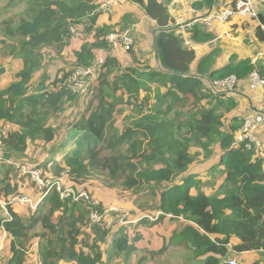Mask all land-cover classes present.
Segmentation results:
<instances>
[{
  "label": "trees",
  "instance_id": "16d2710c",
  "mask_svg": "<svg viewBox=\"0 0 264 264\" xmlns=\"http://www.w3.org/2000/svg\"><path fill=\"white\" fill-rule=\"evenodd\" d=\"M99 6V0H28L16 22L13 17L3 22V46L22 59L23 67L0 89V123L12 127L0 135V199L18 194L22 186H35L34 170L45 179L67 171L70 185L89 192L87 184L95 179L105 188L135 194L154 183L152 190L161 188L160 209L189 223L159 250L140 249L139 228L159 221L141 216L111 232L91 223L84 202L62 199L51 190L28 215L12 211L11 218H1L13 236L7 264H30L28 252L35 239L42 264H111V259L131 264L135 256L138 264H226L236 257L229 251L264 252L263 158L256 149L235 142L237 124L227 129L223 119L235 106L233 100L210 91L192 74L195 51L176 35L174 18L162 1L145 4L158 25L155 46L167 70L160 72L162 77L135 65L123 67L116 57H108L83 101H76L77 94L67 84L73 70L61 67L53 79L44 78L49 62L64 58L74 38L70 26L87 23L85 30L95 28ZM195 32L200 40L211 37L197 36L202 34L199 28ZM108 33L96 28L94 41H85L75 52L77 63L94 64V49L111 47ZM236 60L233 56L229 64L212 71L213 79L235 75L241 80L254 70L249 58ZM3 71L0 68V74ZM156 82L167 90L154 95L151 84ZM74 109L72 118L58 128L61 114ZM38 141L47 146L48 156L22 171L31 145ZM217 143L223 150L218 168L224 179L211 195H193L195 177L184 179L181 174L202 153L209 157ZM233 237L241 243L229 246ZM172 249L187 254L172 262L167 259Z\"/></svg>",
  "mask_w": 264,
  "mask_h": 264
},
{
  "label": "crops",
  "instance_id": "0c3cea01",
  "mask_svg": "<svg viewBox=\"0 0 264 264\" xmlns=\"http://www.w3.org/2000/svg\"><path fill=\"white\" fill-rule=\"evenodd\" d=\"M3 1L4 0H2L1 3H3ZM160 1L167 5L170 14L174 18V23L172 24V26L173 28H175L176 23L179 21H186L194 18H204L210 13L214 12L216 9L227 6L233 3L235 0ZM224 1H226V5L221 6ZM146 3L147 0H142V2L136 0H128L113 9L112 11L101 12L96 21L95 28L87 29L85 36L87 35V41L92 42L95 39L96 28L105 29L107 33L109 31H120L128 27L133 28L132 35L135 39V44L130 50H126L123 47L113 48L112 46L108 49L96 48L94 49L95 59L99 57L107 59L108 57L114 56L119 60L123 67L135 65L141 67L142 70H146L147 72L157 73L155 77L160 78L162 77V74L160 72H166L167 70L163 67L155 46L156 36L158 34V25L157 22L147 14L145 9ZM258 9L260 16L264 15V12L260 5H258ZM261 19L264 20V17H262ZM260 23L263 24L264 21H261ZM260 23L255 21L254 19L247 17H234L229 22L223 24L214 23L212 25H206L204 22H201L200 24L195 25L193 30L189 31L186 34V36L191 39V45L186 46L184 43L185 47L193 49L196 54V58L191 66L192 74L200 76L203 79L206 87L208 88L209 79H213V77L211 76L212 71L218 68H222L223 66L229 64L231 58L235 56L237 57L236 61L249 58L251 63L254 65V68L258 69L260 73L264 75V40H261L259 38V35L264 37V32L261 29ZM258 26H260V28ZM197 28H199L202 33L196 34L197 36L209 34L211 37L206 40H200L199 38H195V31ZM148 36H150V39H146L148 38ZM79 40L80 38H73L71 44L74 41L76 42ZM138 41H142L141 48L139 49H137ZM2 49L6 50V47L3 46ZM79 49H76V51ZM65 53L67 54V50ZM8 58H10V56L6 57V59ZM0 68L4 69V71L0 74L1 79V77L5 76L9 71L8 68L4 65H0ZM21 68L14 72L13 79L10 80L7 85L14 81L15 74ZM98 75L99 72L96 71L91 76L90 79L94 80L93 83L97 79ZM93 83H91V85ZM151 87L154 91V95L157 91L165 92L167 90V86L161 84L160 82L151 84ZM227 98L233 100L235 104V106L232 107L230 110L224 112L223 119L225 121L227 129H229L231 125L236 123L237 132L246 117L252 116L258 112L264 114V87L252 89L248 81V76L245 79H241L239 81L237 90ZM255 134L257 140L261 144L258 150L261 152L260 155L263 158L264 171V123H262L258 127ZM192 151H199V149L194 148L192 149ZM222 152L223 150L221 148V144L217 143L214 146L213 153L209 157H204V153H202V155H199L198 158L193 162L189 170L181 174L180 178L184 179L189 175H193L195 177L197 185L196 188L192 190L193 195H196L198 192H203L206 195H211L219 187L220 183L224 179V175H222L219 171L220 167L218 168ZM26 168H28V166H24L22 170L25 171ZM31 179L32 182L35 184L33 178ZM92 184V182L87 184V187L90 191ZM28 189L32 188L22 186L18 193L29 194L35 198L38 196V194L35 195L33 193L27 192ZM97 198L99 199V197ZM136 200H139V195H136L134 197V204L139 207L140 205L135 203ZM0 201L4 200L0 199ZM114 206L124 210H128L126 207L118 205ZM19 209L23 211H30L29 207L26 205H14L9 210L10 212H17L16 210ZM3 217H5V214L0 206V220ZM188 223L189 222L174 218L163 219L149 228L146 226L140 227L139 230L143 235V239L140 242L142 244L143 242L149 241V237H158V234H162V232H160L159 230H165V227L168 228L166 226L167 224H172V228H168V230H170L167 231L168 236L166 235V233L162 234V236H159L161 239L160 245H157L156 247L141 248L139 244L140 249H149L156 251L159 250L165 243L167 244L169 242L174 232L181 231L185 227V224ZM178 224H182V229H177ZM160 226L161 228H158ZM145 232H147V234ZM12 241L13 236L9 232H7L3 224L0 223V252L2 255L0 258V264H7V261L11 257L10 247ZM230 242L232 243V246H236L241 243V239H239L238 237H233ZM31 243L34 247L32 248V251L29 250L28 252V263L42 264L38 253L37 239H35ZM229 252L240 260L246 257L247 254L260 253V251L256 250L244 251L241 253L235 251ZM261 253L264 254V252ZM5 258L6 261L2 262ZM145 263L154 264L153 261H147ZM61 264L66 263L62 262Z\"/></svg>",
  "mask_w": 264,
  "mask_h": 264
},
{
  "label": "built area",
  "instance_id": "2783aa9c",
  "mask_svg": "<svg viewBox=\"0 0 264 264\" xmlns=\"http://www.w3.org/2000/svg\"><path fill=\"white\" fill-rule=\"evenodd\" d=\"M128 0H99V10L101 12L112 11L122 3ZM258 5L262 7L264 12V0H235L233 3L220 7L214 12L210 13L204 18H194L186 21H179L175 25V33L181 36L186 46L191 45V39L186 34L193 30L195 25L204 22L206 25L223 24L229 22L234 17H250L260 23ZM87 23L83 25H71L70 32L74 38L85 37V27ZM261 29L264 32V24L260 23ZM133 28L128 27L120 31H113L106 35V40L113 48L123 47L126 50H130L134 44L135 39L132 35ZM105 59L103 57L96 58L94 64L88 67H78L75 69L69 79L67 80L68 86L74 93H82L88 86V78H90L96 71H100ZM248 81L252 89H258L264 87V75L260 73L258 69L252 70L248 75ZM208 89L214 93L224 94L226 97L230 96L237 90L239 79L235 75L225 77L223 79H209ZM264 123V114L256 113L252 116L246 117L240 129L235 133L234 139L236 143H245L247 148H254L260 154L258 150L261 146L260 142L256 138V130ZM34 179L37 182L38 189L44 196V193H48L51 190H55L62 199H72L74 201H82L89 210V218L92 224H100L106 230L116 232L119 227L129 225L128 219L129 211L121 209L119 207H103V203L100 199L95 197L91 192L84 188H79L76 185L71 184L68 186L66 181L68 180L67 171H63L57 179H45L41 177L39 171L33 173ZM40 200H36L32 197L25 195H18L11 199L10 203H16L19 205H27L32 209H37ZM3 206L5 205L2 202ZM102 207V209H101ZM104 208V209H103ZM115 213V215L111 213ZM147 219L149 222H157L163 219H179L189 222L183 216H175L171 212L158 209L156 211L147 212L140 215ZM133 222V221H131ZM232 246V243H228ZM226 264H242L237 257H231L226 260Z\"/></svg>",
  "mask_w": 264,
  "mask_h": 264
},
{
  "label": "rangeland",
  "instance_id": "374dc122",
  "mask_svg": "<svg viewBox=\"0 0 264 264\" xmlns=\"http://www.w3.org/2000/svg\"><path fill=\"white\" fill-rule=\"evenodd\" d=\"M226 1H224L221 6L226 5L225 4ZM1 2H2V0H0V65H4L5 67H7L9 72L5 76L1 77L0 89L5 87L8 84V82L13 79L14 72L16 70H18L19 68H21L22 63H23L22 60L18 56L11 53V50L8 51L5 49L4 50L2 49L4 41L7 39L5 36V33H4V27L5 26H3V22L6 19L7 20L11 19L12 17L14 18V21L16 22L18 20V18L20 17V15L24 14V12L26 11V9L28 7V0H4L3 3H1ZM247 18H250V17H247ZM87 34H88V32H87ZM146 39H150V36H148V38H146ZM85 41H87V35L84 38H80L79 41H76V42L74 41L68 47L67 54H65L64 58L49 62V66L43 72L44 78L47 81L50 79H53L61 67L65 68V69H69V70L71 69L74 71L78 67L91 66L92 64L87 65V66H83L81 64H78L76 59H75L76 49H79L80 46ZM141 42L142 41H138L137 49L141 48ZM8 56H10V58H8L9 60L6 59V57H8ZM90 78H88L87 89L85 88V90L82 93H75V94H77L76 96L78 99L76 101H79V99L81 101H83L87 98V95L89 92V87H90L91 83H93V81H94ZM239 81H240V79H239ZM80 108H76L78 110L74 109L73 112H71V113H69L66 110L67 112L61 114V116L58 119V126L57 127L61 128V126L63 125L62 122L71 119L75 110L77 111V113H79L81 111ZM11 128L12 127L10 125H8L4 121H2L0 123V135H1V133H6ZM42 143H43V141H38L35 145H31V149L28 152V155L26 158L27 166H28V164H31V166H33L34 164L41 162L44 159H46V157L48 156L47 146L43 147ZM1 160H4L3 157H2V159H0V162H1ZM92 183L93 184L91 185L92 186L91 191L94 193L93 195L94 196L96 195L97 197H99V199H101L103 205L105 204L104 206L110 205V206H106V207H111L114 205H118V206L126 207L129 210L128 219H129L130 223H132L131 221L136 222L138 217L140 215H142L141 213L145 214L147 212H151V211H154V210L160 208L157 196L160 194L161 188H158L156 190H152V188H156L154 183L152 184L151 188H148V186L147 187L144 186L141 189L139 188L140 189L139 194H135L131 190H121V189L115 190V189L105 188L100 184L101 182L97 179H95L94 182H92ZM31 188L32 189H28L27 192H30V193L37 195L38 190H39L37 184H35V186H33ZM136 195H139V201H135V203H137L138 205H140L142 207H138L137 205L134 204V197ZM16 211L19 212L21 215H28L29 213H31V211H27V210L23 211L21 209L16 210ZM166 226L168 228H172V224H167ZM158 228H161V226ZM168 228L165 227V230L161 229L159 231L162 232V234L166 233V235L168 236L167 231H170V230H168ZM177 229H182V224H178ZM145 233L147 234V232H145ZM162 234L161 235L158 234L157 235L158 237H155V238L149 237L150 240L147 242H143L142 244L140 243V247L141 248H148V247H156L157 245H160L161 239L159 236H162ZM31 246H32V243L30 245V249H29L30 251H32V248L34 247V246L31 247ZM183 254H187V253L185 251H180V250H174V251L171 250L167 259L168 258L171 259L172 262L177 261L179 259V257L177 255H183ZM32 256H33V253H32ZM137 259H138V256H135L132 259L131 264H138ZM237 259H239V258H237ZM5 261H6V258L2 262H5ZM240 261L242 264H262V263H264V254L261 252L255 253V254H247V256L244 257L243 259H241ZM110 263L111 264H119L117 259H111ZM144 264H150V263H144Z\"/></svg>",
  "mask_w": 264,
  "mask_h": 264
},
{
  "label": "bare ground",
  "instance_id": "6f19581e",
  "mask_svg": "<svg viewBox=\"0 0 264 264\" xmlns=\"http://www.w3.org/2000/svg\"><path fill=\"white\" fill-rule=\"evenodd\" d=\"M1 144H2V139H1V136H0V150H1ZM0 159H2V155H1V154H0ZM35 171H39V172H40V170L38 169V170H34V171L32 172V178H33V180L35 181V183L37 184V182H36V180L34 179V176H33V173H34ZM40 175H41V172H40ZM41 177H42V176H41ZM66 184H67L68 186H71L70 183L68 182V180L66 181ZM37 186H38V185H37ZM18 195L29 196V197H32V198L38 200V201L40 200V202H41V200H42V198H43V195H41L40 191H39V195H38L37 198L33 197L32 195L24 194V193L14 194V195H12L11 197H9L7 200L0 201V206H1V208L3 209V211H4L5 217H7V218H11V212H10L9 209H10L12 206H14V205H19V204H16V203H10L11 199H12L13 197H15V196H18ZM2 202L5 203L4 206H3ZM40 202H39V203H40ZM26 206H27V205H26ZM28 207H29V206H28ZM29 209H30V210H34V209H32L31 207H29ZM35 210H36V209H35ZM1 256H2V255H1V252H0V258H1Z\"/></svg>",
  "mask_w": 264,
  "mask_h": 264
},
{
  "label": "water",
  "instance_id": "95a60500",
  "mask_svg": "<svg viewBox=\"0 0 264 264\" xmlns=\"http://www.w3.org/2000/svg\"><path fill=\"white\" fill-rule=\"evenodd\" d=\"M262 17H264V15H261V16H260V14H259L260 22H261V21H262V22L264 21V20L261 19ZM263 24H264V23H263Z\"/></svg>",
  "mask_w": 264,
  "mask_h": 264
}]
</instances>
